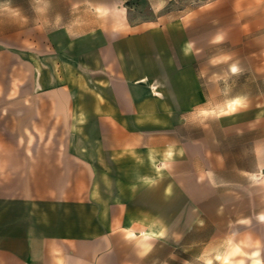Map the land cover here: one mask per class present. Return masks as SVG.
Listing matches in <instances>:
<instances>
[{"label": "crops", "instance_id": "obj_1", "mask_svg": "<svg viewBox=\"0 0 264 264\" xmlns=\"http://www.w3.org/2000/svg\"><path fill=\"white\" fill-rule=\"evenodd\" d=\"M131 1L139 0H0V102L30 104L36 91L50 94L53 116L74 123L69 147L72 159L92 173L103 164L105 151L141 149L142 143H133L139 126H158L166 120L174 129L181 118H192L201 108L214 110L206 105L212 99L211 86L216 84L202 82L197 76L198 54L213 46H219L221 54L224 47L235 54L264 47V0H140L152 15L141 23L131 19ZM170 4L188 9L165 13L164 7ZM195 6L198 8H191ZM218 37L222 39L218 41ZM24 86H31L34 95H24ZM245 97L248 107L235 113L232 127L226 124L221 128L225 137L237 138L240 152L235 166L221 147L208 144L212 129L203 126L205 138L191 139L187 158L171 162L167 169L177 186L164 187V171L158 165L150 174L131 175L132 181L144 183L146 189H156L155 207L136 208L124 198L126 194L123 202L107 204L94 188L90 204L82 196L74 203L68 198L55 199L46 209L51 211L50 217L44 218L45 228L52 230L49 240L44 236L45 246L75 238L76 244H100L109 249L116 234L129 233L144 241L145 236L159 237L162 231L166 233L162 239L144 243L172 249L181 245L200 214L213 209L222 198L217 189L226 185L227 180L220 177L229 171V165L239 174L240 182L244 176H255V132L259 129L255 98H259L255 94ZM227 101L221 100V106ZM85 134H91L90 140L83 141ZM116 134L122 139L112 146L111 137ZM246 154L251 157L247 167ZM146 160L152 165L151 159ZM183 161L188 164L184 172L179 169ZM176 188L183 200L165 223L163 205L172 200ZM15 202L5 206L0 199V264H4L5 237L10 240L6 254L17 256L19 262L18 248H14L20 237L18 197ZM215 207L220 209V205ZM69 209H75V221L68 217ZM5 224L10 230L6 235ZM69 228L79 231L76 237L69 236ZM36 244L37 236L31 231L28 260L47 261L46 252L41 255ZM99 255L94 252L86 258L77 252L75 258L79 264H103ZM51 259L56 264L67 262L64 255L56 253Z\"/></svg>", "mask_w": 264, "mask_h": 264}, {"label": "rangeland", "instance_id": "obj_2", "mask_svg": "<svg viewBox=\"0 0 264 264\" xmlns=\"http://www.w3.org/2000/svg\"><path fill=\"white\" fill-rule=\"evenodd\" d=\"M128 7L131 9L133 23L152 18L150 8L140 0L131 1ZM178 8H183L182 12L188 9L187 6L170 4L164 7V12L171 14L177 12ZM222 50L224 53L221 54L220 47L213 46L207 53L198 54L195 70L202 82L216 84L211 86L212 99L206 108L216 109L221 106V100H231L241 94L258 96V100L255 98V123L259 127L255 132L257 179L254 181L244 176L240 182L239 174H235L234 168L229 165V171H223L220 177L227 180L226 185L217 183L222 184L217 190L223 196L218 198L215 205H220V209L214 206L213 209H206V213L202 212L196 226L182 244L173 249L156 246L141 255L143 249L137 247V244L144 241L129 233L113 236L109 249L100 244H76L75 238H69L73 242H57L53 245L48 242L45 246L44 236L48 235L49 240L52 232L45 228L44 218L51 215V211L46 209L50 208L53 200L58 199L55 200L58 202L60 198H68L69 203H74L82 196L85 203L90 204L93 188L99 199L107 204L123 202L127 198L136 208L155 207L156 189H146L144 183L132 181L131 175L150 174L158 165L164 171V187L177 186L167 169L171 162L187 158L191 139L205 138L203 126L212 129V133H209L212 140L211 136L206 140L208 144L221 147L228 155L227 161L232 167L235 166L236 153L240 152L236 149L237 138L234 135L227 138L221 132L222 125L233 126L235 114L222 116V121L209 118L203 125L198 120L193 122L192 118H181L179 126L174 129L166 120L158 126H139L140 133L135 135L138 139H133V143L140 142L143 147L105 151L103 164L97 165L92 173L88 168L78 166L72 159L69 147L74 140V123L68 118L53 116L50 94L36 91L37 95L30 104L0 102V199L6 206L12 200L15 204L18 197L17 228L20 235L18 246H14L18 248L19 262L15 260L17 256L13 258L6 254L9 253L6 251V242L10 243V240L5 237L4 264H56L52 259L49 260L54 253L61 257L64 255L67 258L66 264H79L75 258L77 252L84 253L86 258L94 252L99 253V257L103 256V264H253L255 261L264 264V219L261 218L264 216V52L261 51H264V47L255 46L241 54H235L230 47ZM225 50H228V55ZM219 58L223 59L216 64L212 63ZM233 65L240 69L236 74L230 70ZM252 79L255 82H251ZM23 90L26 96L34 95L31 86H24ZM121 137L119 134L113 135L112 146L114 141L119 143ZM90 138L91 134H85L83 141ZM146 159H151L149 161L152 165L146 164ZM244 164L246 167L251 164V157L247 154ZM180 165L181 171L187 170L186 161ZM182 200L180 189H174L172 200L163 205L165 223L171 219L172 211L177 209ZM69 211L72 212H69L68 217L75 221V209ZM7 216L10 218L11 214ZM4 226L6 235L10 230H7L6 224ZM31 231L37 236V250L41 255L46 252L43 256L49 261L35 263L28 260L31 259L28 245V234ZM68 231L71 237L79 233L70 228ZM85 264H90V261Z\"/></svg>", "mask_w": 264, "mask_h": 264}, {"label": "clouds", "instance_id": "obj_3", "mask_svg": "<svg viewBox=\"0 0 264 264\" xmlns=\"http://www.w3.org/2000/svg\"><path fill=\"white\" fill-rule=\"evenodd\" d=\"M39 11H43V9H39ZM221 39H222V37L217 38L218 41ZM221 59H223V58L214 59L212 61V63L216 64V63L220 62ZM230 70L233 74H236L240 71V69L236 65H233ZM247 107H248L247 97L236 96L235 98L227 101L224 105L219 106L218 108H216L214 110H208L205 108L199 109L197 112L193 113L192 121L195 122L198 120L200 122V124L203 125L204 121L209 119V118H217L218 119L222 116L234 115L239 110L246 109ZM250 178L254 181L257 179L256 176H252ZM261 218L264 219V216H262ZM165 234L166 233L164 231H162V232H160L159 237L145 236L143 239H144V241H148L151 239H157V238L162 239L165 236ZM137 247L143 249V252L141 253V255H143V254H146L147 252L151 251L152 245L145 244V243H139V244H137Z\"/></svg>", "mask_w": 264, "mask_h": 264}]
</instances>
